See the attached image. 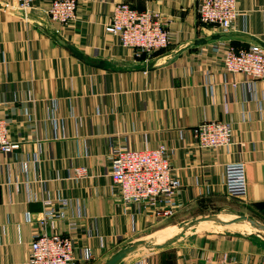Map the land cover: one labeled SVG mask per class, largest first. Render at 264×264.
<instances>
[{
	"label": "crops",
	"instance_id": "0c3cea01",
	"mask_svg": "<svg viewBox=\"0 0 264 264\" xmlns=\"http://www.w3.org/2000/svg\"><path fill=\"white\" fill-rule=\"evenodd\" d=\"M49 1L35 0L24 17L15 10V0H0V115L19 145L13 153H0V264H26L41 202L57 195L71 202L69 216L76 215L79 205L78 237L92 249L91 264L144 242L143 234L171 219L178 225L182 214L206 203L236 202L240 212L264 223V80L249 83L243 75L216 67L218 42L182 48L222 33L200 23L197 0H78L76 19L66 27L46 16ZM117 2L147 6L171 19L172 45L139 59L115 45L103 27ZM237 9L229 33L264 43V0H237ZM99 62L105 66L98 68ZM213 121L232 124L233 145L214 151L192 148V130ZM160 144L167 147L181 183L177 210L165 220L155 219L144 205L124 206L108 177L113 148ZM238 161L245 164L247 194L229 199L223 167ZM76 166H85L89 176L72 179ZM205 223L213 222L200 224ZM194 227L170 235L162 244L173 241L161 252L145 243L124 260L149 250L162 264H264V247L239 234L221 242L219 250L209 241L201 247H173L170 260L164 261L162 252ZM67 229L58 222L55 232L64 235Z\"/></svg>",
	"mask_w": 264,
	"mask_h": 264
},
{
	"label": "built area",
	"instance_id": "2783aa9c",
	"mask_svg": "<svg viewBox=\"0 0 264 264\" xmlns=\"http://www.w3.org/2000/svg\"><path fill=\"white\" fill-rule=\"evenodd\" d=\"M159 1V0H144ZM35 0H15L14 8L24 17L34 9ZM78 0H50L45 14L51 22L62 27L70 25L77 16ZM197 16L205 26H212L222 33L234 28L238 17L237 0H197ZM171 19L159 10L150 7L137 9L128 3L117 2L111 7L104 34L115 45L131 52L134 58L150 56L166 49L173 43L169 26ZM216 67L230 75H243L249 83L264 80V50L250 45L240 47L231 41L218 42L214 53ZM236 82L231 85L236 87ZM192 148L197 151H214L233 145V128L229 122L202 123L192 130ZM18 143L12 141L9 122L0 115V153L10 154L17 150ZM108 177L124 206L141 204L153 212L157 220L172 217L177 207L174 200L181 183L170 164L169 151L164 144L155 148L128 149L115 147L110 151ZM25 168V165H24ZM224 194L229 199H243L247 194L245 164L228 163L223 167ZM89 176L85 166H76L72 179L82 180ZM36 218L37 231L32 235L26 264H91L94 255L88 244H81L78 237L76 215L69 216L71 202L57 195L45 198ZM31 217L27 215V222ZM58 222L67 225L64 235L55 232ZM91 235H87L90 237ZM81 248L80 257L76 250ZM225 259V258H224ZM133 264H162L156 252L141 257Z\"/></svg>",
	"mask_w": 264,
	"mask_h": 264
},
{
	"label": "rangeland",
	"instance_id": "374dc122",
	"mask_svg": "<svg viewBox=\"0 0 264 264\" xmlns=\"http://www.w3.org/2000/svg\"><path fill=\"white\" fill-rule=\"evenodd\" d=\"M206 28L210 29L211 27L209 26ZM160 52H164V51L162 50L156 51V52H153L152 55L156 53H160ZM240 210H242V207L240 206V204L236 202H232V201H227V202L222 201L221 203H217V204H213V203L207 204L206 203L205 205H202V206L198 205V206H195L193 210H190L185 215L184 214L181 215V220H183V222H180L177 225V220L171 219L168 222H165L151 229L146 234H143L141 241H144L148 246H158V244H162L163 242H165L166 239L170 235H174L178 233L180 229L183 228L184 226L189 225L190 223L194 222L197 219L209 217V216H218L220 219L226 221V220L234 219L235 216L242 214L252 220H255L258 223H261L260 221L256 220V217H250L247 211L246 213H243V212H240ZM261 224L264 225V223H261ZM254 231L255 229L249 226L247 227L244 224H234L232 226H227V227L220 226L217 223L199 224V225H196V227H194L193 229L189 230L188 232L189 234L184 240L179 241V242H173V244L169 246L170 248H168L169 249L168 251L164 250L166 252H162L163 260L164 261H167V259L170 260L171 252L174 251L172 250L173 247L174 249L176 247H180L184 245L201 247L203 244H205L206 241H209L211 242L209 243L210 245H214V246L216 245L215 250L216 249L219 250L223 246L221 242L232 240V237H231L232 234L241 235V234L253 233ZM248 240L251 243H254L256 245H261L264 247V242L260 240L258 237L252 236ZM155 251H158V250H155ZM148 253H151V252L149 250H140L136 254L131 255L126 260L121 261L119 264L129 263L131 259H136ZM113 255H111V257ZM224 255L226 254L223 253V256ZM94 264H104V263L98 262Z\"/></svg>",
	"mask_w": 264,
	"mask_h": 264
},
{
	"label": "water",
	"instance_id": "95a60500",
	"mask_svg": "<svg viewBox=\"0 0 264 264\" xmlns=\"http://www.w3.org/2000/svg\"><path fill=\"white\" fill-rule=\"evenodd\" d=\"M234 40H242V41H250L253 45L261 48L264 50V43L257 41L254 38H251L246 35H241L237 33H216L213 34L207 38H201V39H196L192 40L188 43H186L182 48H191V47H198V46H204L209 43H214V42H220V41H234ZM75 56H77L80 59H84L83 55L79 53L77 50L73 49L70 46H66ZM98 68H103L105 65L102 62H99L96 65ZM203 222H213L217 223L220 226H232L234 224H244L247 227H252L255 229L253 233H248V234H241V236L244 237H258L260 240L264 242V225L261 223L256 222L255 220H252L245 215H237L235 216L234 219L231 220H222L218 216H209V217H204L195 220L194 222L190 223L188 226L184 227L180 233V235H183L188 229L194 227L195 225H198ZM173 240L169 241L172 242ZM164 243L162 245L158 246H153L150 247L151 249H156V250H161L166 247V245L169 243ZM141 247H146L145 242H135L130 245H128L126 248L118 251L116 254H114L110 259H108L104 264H119L121 261H123L128 255L131 253L137 251Z\"/></svg>",
	"mask_w": 264,
	"mask_h": 264
},
{
	"label": "trees",
	"instance_id": "16d2710c",
	"mask_svg": "<svg viewBox=\"0 0 264 264\" xmlns=\"http://www.w3.org/2000/svg\"><path fill=\"white\" fill-rule=\"evenodd\" d=\"M231 43L235 44V42H234V41H231Z\"/></svg>",
	"mask_w": 264,
	"mask_h": 264
},
{
	"label": "bare ground",
	"instance_id": "6f19581e",
	"mask_svg": "<svg viewBox=\"0 0 264 264\" xmlns=\"http://www.w3.org/2000/svg\"><path fill=\"white\" fill-rule=\"evenodd\" d=\"M246 226V225H245Z\"/></svg>",
	"mask_w": 264,
	"mask_h": 264
}]
</instances>
